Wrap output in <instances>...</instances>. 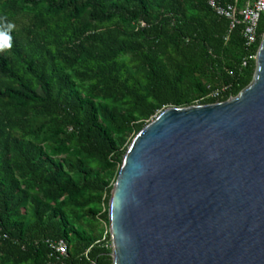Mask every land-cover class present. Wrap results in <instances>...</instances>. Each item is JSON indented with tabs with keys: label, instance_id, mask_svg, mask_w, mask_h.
Returning a JSON list of instances; mask_svg holds the SVG:
<instances>
[{
	"label": "trees",
	"instance_id": "16d2710c",
	"mask_svg": "<svg viewBox=\"0 0 264 264\" xmlns=\"http://www.w3.org/2000/svg\"><path fill=\"white\" fill-rule=\"evenodd\" d=\"M262 18L248 50L208 0H0V31L14 25L0 48V264H47L60 238L68 264H112L108 203L131 140L168 106L247 86Z\"/></svg>",
	"mask_w": 264,
	"mask_h": 264
},
{
	"label": "water",
	"instance_id": "95a60500",
	"mask_svg": "<svg viewBox=\"0 0 264 264\" xmlns=\"http://www.w3.org/2000/svg\"><path fill=\"white\" fill-rule=\"evenodd\" d=\"M108 218L112 264H264V32L236 95L135 134Z\"/></svg>",
	"mask_w": 264,
	"mask_h": 264
},
{
	"label": "built area",
	"instance_id": "2783aa9c",
	"mask_svg": "<svg viewBox=\"0 0 264 264\" xmlns=\"http://www.w3.org/2000/svg\"><path fill=\"white\" fill-rule=\"evenodd\" d=\"M208 5L218 16L229 21V29L242 25V34L246 49L250 50L258 40V23L261 15H264V0H234L233 2H222L220 0H208ZM256 58V53L250 52L242 60L246 66L249 59ZM7 237L6 234L3 235ZM49 254L47 264H68L67 243L64 239H47Z\"/></svg>",
	"mask_w": 264,
	"mask_h": 264
},
{
	"label": "clouds",
	"instance_id": "9594fccd",
	"mask_svg": "<svg viewBox=\"0 0 264 264\" xmlns=\"http://www.w3.org/2000/svg\"><path fill=\"white\" fill-rule=\"evenodd\" d=\"M14 27L13 24L11 23H7L6 28L3 31H0V40L3 41V44H0V48L7 46V47H11L10 44V35L8 34V32Z\"/></svg>",
	"mask_w": 264,
	"mask_h": 264
},
{
	"label": "rangeland",
	"instance_id": "374dc122",
	"mask_svg": "<svg viewBox=\"0 0 264 264\" xmlns=\"http://www.w3.org/2000/svg\"><path fill=\"white\" fill-rule=\"evenodd\" d=\"M262 20H264V18H262ZM264 22V21H263ZM106 230V229H105Z\"/></svg>",
	"mask_w": 264,
	"mask_h": 264
}]
</instances>
